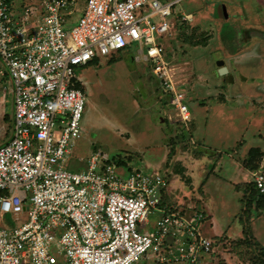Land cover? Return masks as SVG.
<instances>
[{"label": "built area", "instance_id": "1", "mask_svg": "<svg viewBox=\"0 0 264 264\" xmlns=\"http://www.w3.org/2000/svg\"><path fill=\"white\" fill-rule=\"evenodd\" d=\"M13 1L0 0V60L14 85L13 133L0 144V212L14 222L0 224V264H133L145 257L205 264L217 247L202 234L206 214L167 212L160 172L131 171L100 152L82 170L64 167L82 137L87 105L77 69L134 42L136 60L152 64L181 121L191 119L186 84L162 42L180 0H86L76 23L77 0H45L31 28L35 11L26 7L22 19ZM254 184L264 193V170ZM155 211L162 213L155 228H143Z\"/></svg>", "mask_w": 264, "mask_h": 264}, {"label": "rangeland", "instance_id": "2", "mask_svg": "<svg viewBox=\"0 0 264 264\" xmlns=\"http://www.w3.org/2000/svg\"><path fill=\"white\" fill-rule=\"evenodd\" d=\"M258 1L181 0L175 5L176 14L191 12L195 18L203 19L184 22L181 16L173 17L174 25L162 40L176 79L186 84V99L194 112L187 123L181 121L171 101L160 96L162 87L152 64L136 60L140 47L136 42L111 56L100 55L95 65L77 69L88 102L82 137L64 167L82 170L87 158L100 152L103 159L123 157L131 171L160 172L168 181L167 203L190 207L185 211L189 213L202 210L209 216L203 232L218 242L215 252L203 256L205 264H254L263 254L264 246L253 235L250 222L255 212L261 214L263 210L248 203L245 195L242 206L235 199V189L242 195L247 183L250 191L256 189L257 196L261 193L253 182L254 170L250 169L251 176L245 174L243 160L250 147L260 146L264 152V4ZM44 2L14 0L12 12L23 19L26 7L35 11L27 24L31 28ZM85 3L86 0H77L72 15L75 23ZM222 5L228 17L221 14ZM195 22L200 24L194 27ZM218 60L225 61L227 73H218ZM5 71L0 60V144L8 141L13 130L14 85ZM219 153L221 157H217ZM234 160L241 161L239 169L236 164L240 162ZM261 161L263 166L264 155ZM239 174L241 179L231 190ZM241 180L247 182L242 184ZM211 200L216 203L215 211ZM161 214L155 211L150 221L141 226L154 229ZM26 216L24 212L22 218ZM5 219L14 222V215L0 212V224ZM220 222L225 224L221 225L224 229L236 228L242 222L252 232L221 239L217 237L222 230ZM59 264L65 263L60 260ZM133 264L184 262H159L145 257Z\"/></svg>", "mask_w": 264, "mask_h": 264}, {"label": "crops", "instance_id": "3", "mask_svg": "<svg viewBox=\"0 0 264 264\" xmlns=\"http://www.w3.org/2000/svg\"><path fill=\"white\" fill-rule=\"evenodd\" d=\"M181 1V0H180ZM179 1V2H180ZM260 4H264V0H259L258 1ZM175 7V6H174ZM227 9V8H226ZM223 10V5L221 6V11ZM224 11V10H223ZM228 12V11H227ZM189 15V18L188 19H184V15ZM229 14V13H228ZM174 15H176V16H174ZM174 15H173V17H180L181 16V18H182V20L184 21V22H191V21H195V19L197 20L198 19V21L200 20V21H203V19H202V17H199V18H195V15H193L191 12H185V11H183V12H178V14H176V11H175V9H174ZM203 16H205V15H203ZM173 17H172V19H173ZM177 17V18H178ZM199 21V22H200ZM199 22H195L194 23V25L192 24V26H198L200 23ZM245 54H246V52H245ZM244 54V55H245ZM235 55H237V54H235ZM243 55V59L245 58V56ZM100 59V58H99ZM92 65H95V64H92ZM89 66V65H88ZM86 67V66H85ZM84 68V67H83ZM82 80V79H81ZM83 82V81H82ZM160 87V86H159ZM161 90H162V88H161ZM163 90H162V92H160V96L162 97V99H167L168 100V97L166 96L165 97V94H163ZM166 102V100L163 102L162 101V107H163V105H164V103ZM13 105H14V96H13ZM192 115H194V112L192 113ZM14 116V115H13ZM193 117V116H192ZM12 133H13V130H12ZM9 140V139H8ZM256 147V146H255ZM258 147H260V146H258ZM251 148V147H250ZM249 148V149H250ZM248 152H249V150H248ZM221 153H219V155L217 156V157H221ZM247 155H248V153H247ZM234 159V158H233ZM243 160H244V158H243ZM234 161H236V162H240L239 164H236V165H238V169H239V165L241 164V161L240 160H234ZM263 163V162H262ZM233 165H235L234 163H233ZM127 165H124V167H126ZM263 166H264V164H263ZM263 166H260L258 169H255L254 171H253V175L256 173V172H258V171H260V170H264V169H262L263 168ZM127 168V167H126ZM237 169V170H238ZM253 170V169H252ZM238 172H239V170H238ZM245 174H249L250 175V168H249V170H248V168L247 169H245ZM240 173H242V172H240ZM240 176H241V174H239L238 175V177H237V182H235L234 184H232V186L233 187H231V190H234L235 189V184H238V182L240 181ZM251 176V175H250ZM242 181V184H243V182L244 183H246L247 181H244V180H241ZM249 181V180H248ZM254 182V181H253ZM207 182H205L203 185H204V187H205V185H207L206 184ZM223 183H224V181H223ZM225 184V183H224ZM241 185V184H240ZM247 185H248V183L245 185V188L247 187ZM255 185V184H254ZM256 187V186H255ZM236 190V193H235V199L237 200V202H241L240 203V205L242 206V204H243V197H244V195H245V191L242 193V195L240 194V192L239 191H237V189H235ZM165 195H166V197H169V190L166 188V192H165ZM164 200H166L165 198H164ZM216 203L213 201V200H211L210 201V205H211V208L212 209H214L215 207H216V205H215ZM252 204H253V202H252ZM255 204V203H254ZM183 205V204H182ZM239 205V207H241ZM179 206H181V204H179ZM187 208H190V207H187ZM186 207H179L178 209H181L183 212L184 211H186V210H188ZM251 208V207H250ZM177 210V209H176ZM261 210H263L262 211V213L261 214H256V212L254 213V215L251 217V219H250V222H251V226H252V230H253V232L251 231V228H244V224L241 222V225L240 226H238V227H236V228H234V227H229V228H227V229H224V228H222V226H224L225 227V224H222V222H220V226L219 227H221V229L222 230H220L219 229V231H218V236L217 237H221V239L222 238H225V236H232V237H234V236H240L241 237V235L242 236H244V234H245V232H252L253 233V235L257 238V240L259 241V242H261L262 244H263V246H264V208L262 209L261 208ZM214 211H215V209H214ZM240 210H238V212H239ZM238 215V214H237ZM207 217H209V216H207V214H206V216H205V218H204V220L202 221V223H201V229H202V234H204L205 236H208V237H211V236H209V235H206L204 232H203V229H204V227H203V224H204V221L207 219ZM238 217V216H237ZM250 218V217H249ZM248 218V219H249ZM219 219V221H222L221 220V218H218ZM210 225H212L213 226V223L211 222V224ZM222 225V226H221ZM234 228V229H233ZM233 229V230H232ZM248 229H250V231H248ZM233 231L232 233H230V231ZM216 237V238H217ZM211 238H213L214 239V241H215V243H216V245H217V240L218 239H215L214 237H211ZM238 238V237H237ZM245 238V237H244ZM204 257H205V255H204ZM63 263H64V261H63ZM236 264H243V262L241 263V262H237Z\"/></svg>", "mask_w": 264, "mask_h": 264}, {"label": "trees", "instance_id": "4", "mask_svg": "<svg viewBox=\"0 0 264 264\" xmlns=\"http://www.w3.org/2000/svg\"><path fill=\"white\" fill-rule=\"evenodd\" d=\"M225 11H221V14L224 15ZM228 13V12H227ZM229 15V14H228ZM227 15V17H228ZM225 17V16H224ZM204 42V41H203ZM197 44H200L201 41L199 42H196ZM128 47V46H127ZM127 47H124V48H127ZM124 48L122 49H119L117 52H120L122 51ZM116 53V52H114ZM113 53V54H114ZM112 54V55H113ZM111 56V55H110ZM99 62V57H96L94 58L90 63H88V65H92V64H96ZM87 65V66H88ZM77 86H81V83L78 82ZM82 87V86H81ZM83 88V87H82ZM186 125V124H184ZM13 127H14V116H13ZM173 149L170 151V154L172 155L173 154ZM264 155V152L262 149H260V147L258 146H253L249 149V152H248V155L246 156V158L244 159V165L247 167V168H250V169H258L260 166H261V163H262V157ZM116 159L115 157L114 158H111V157H106L105 161L106 162H112V161H117L116 163L119 164V165H127V162L123 159V157L120 156L119 160H114ZM182 171V170H181ZM256 190V189H255ZM255 190H251L249 189V187L247 186L246 187V193H245V196L247 197V202L248 203H255L256 204V207H259V208H264V193H260L258 196L257 194L255 193ZM255 197H257V199H255ZM164 198L166 199V195H165V192L163 194V201H162V205L163 207H165V210L167 212H172V211H175L176 209H178V205H175V204H169L166 202V200H164ZM252 200V202H250ZM250 207V205H249ZM204 214H206V212L204 211ZM262 251V255L258 256L259 258L258 259H255L254 261V264H264V248L261 250ZM144 259V258H143ZM142 260V259H141ZM139 262V261H138Z\"/></svg>", "mask_w": 264, "mask_h": 264}, {"label": "water", "instance_id": "5", "mask_svg": "<svg viewBox=\"0 0 264 264\" xmlns=\"http://www.w3.org/2000/svg\"><path fill=\"white\" fill-rule=\"evenodd\" d=\"M223 10L225 11V12H224V13H225V14H224L225 17H227L228 13H227V9H226V6H225V5H223ZM224 62H225L224 60H218V61H217V65L219 66V67H218V73H219L220 75H223V74H225V73L228 72V67H227V65H225Z\"/></svg>", "mask_w": 264, "mask_h": 264}, {"label": "flooded vegetation", "instance_id": "6", "mask_svg": "<svg viewBox=\"0 0 264 264\" xmlns=\"http://www.w3.org/2000/svg\"><path fill=\"white\" fill-rule=\"evenodd\" d=\"M88 98V97H87ZM88 100V99H87ZM88 102V101H87ZM86 110V109H85ZM85 113V112H84ZM83 119H84V117H83Z\"/></svg>", "mask_w": 264, "mask_h": 264}]
</instances>
